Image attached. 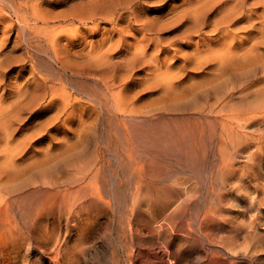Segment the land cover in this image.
<instances>
[{
	"label": "rangeland",
	"instance_id": "rangeland-1",
	"mask_svg": "<svg viewBox=\"0 0 264 264\" xmlns=\"http://www.w3.org/2000/svg\"><path fill=\"white\" fill-rule=\"evenodd\" d=\"M163 1L136 0L133 7H139L136 16L139 23L160 28L159 38L167 47V53L158 57L162 64L159 71L170 68L174 74L183 63V56L191 51L201 35L192 37V46L183 41L184 38H178L183 21L174 19L177 13H172V8L180 7L183 0ZM48 2L51 6L43 7L51 15L58 13L56 9H68L69 6L68 3L60 5L58 0ZM99 22L100 30L94 39L111 37L116 40L117 35L110 34V25ZM124 25L125 20L118 23L117 28L122 29ZM210 31L209 27L204 29V43L216 39L217 35ZM130 35L132 31L124 33L122 42L127 40L135 47L138 39ZM237 36L243 37V33ZM114 55L115 61L119 54ZM166 55L169 58L165 61ZM191 66L192 63L187 64L186 70L175 75L179 76L174 79L181 91L168 95H162L157 87H150L149 79H144L148 73L146 65L132 69L123 93L133 97L130 106L134 102V115L138 118L128 120L129 134L119 131L114 122L110 127L106 115L97 117L100 120L97 121L90 110L82 112L81 106L89 105L87 100H81L83 103L74 111L77 115L90 117L82 126L76 116L69 121L63 116L48 130L45 121L52 113L39 116L43 111L39 110L27 116L29 119L20 126L13 139H20L22 133L30 136L25 156L17 163L31 164L15 175L14 180L11 178V183L21 185L22 191L15 199L19 201L16 205L18 220L26 227H22L21 234L0 230V264H264V60L228 67L234 77L230 79L234 83L228 89L252 80V88L258 92L255 96L263 93L259 98H253L254 93L243 98L234 90L227 97V104L233 107H239L241 103L247 107L258 104V107L251 119H234L233 130L223 132L219 123L216 126L214 117V108L220 105H217L219 99L215 98V92L210 90L212 67L190 70ZM15 71L7 72L8 82L15 79ZM190 83L193 88H184ZM122 86L116 77L114 92H119ZM227 109L229 113L230 108ZM90 121L93 127H90ZM38 122L42 123V128L34 131ZM150 148L152 151L157 148L156 152ZM94 164L97 176L89 181L90 194L89 189L81 188L85 186L82 175ZM51 177L61 179L57 187L42 184L41 181H50ZM30 179L39 182L25 185L24 182ZM74 200L79 201L73 203ZM59 203L61 209L64 208L60 215L56 210ZM43 206L55 207L56 211L45 210L46 217H43L45 213L41 215L43 227L31 230L28 224L36 219ZM90 208H94V213ZM44 224L49 227L45 228Z\"/></svg>",
	"mask_w": 264,
	"mask_h": 264
},
{
	"label": "bare ground",
	"instance_id": "bare-ground-1",
	"mask_svg": "<svg viewBox=\"0 0 264 264\" xmlns=\"http://www.w3.org/2000/svg\"><path fill=\"white\" fill-rule=\"evenodd\" d=\"M48 1L49 0H0V230L2 232L7 230L12 233L21 234L23 230L22 227H26L25 223L22 224L18 220L19 211L16 205L19 201L15 199L16 196L21 193L20 191H22L21 185H17L16 182L11 183V178L14 180L13 177L15 175L25 171L31 164V162L27 164H25L26 162L17 163L18 160L21 159V156H25L26 146L30 136L22 133L20 139H13L14 135L20 130V126L29 119V117H27L28 115L35 114L36 112L38 113L39 110H43L39 112V116L52 113L47 116L48 118L45 121V126H48V130L63 116H65L66 121L72 120L73 117L76 116L75 118H79L80 126H82L87 123L86 121H88L90 117L80 115L79 113V115H77L74 111L78 110V106L83 103L81 100H87L89 105L86 102L88 105L86 107L88 109L81 106L82 112L90 110V114L93 112L95 116L94 120L98 119L101 115H106L110 127L112 126V122H114L119 131L127 133L129 130L128 120L138 118V116L134 115V102L132 103V107L130 106L132 96L128 97L123 93L126 92V87L128 85L127 80L131 76L132 69L138 65H146L148 67H146L148 73L146 72L147 74L144 79L150 80V87L153 89L157 87L162 95H168L181 91V88L178 87L175 81L176 79L174 78L179 77H175V75L178 72L186 70L188 68L187 64L190 63H192V66L189 67L190 70H196L204 66L212 67L209 71L211 80L209 85L210 90L215 92V98L219 99L217 105L220 106L213 108L216 109V115L214 116L217 122L216 126L219 123L222 132L233 130L231 126L234 119H251L253 111L256 112L255 109L258 107V104L251 105L250 107L245 106L243 103H241L239 107H233V105H230L229 101V104H227V97H230L234 90L241 93L243 98H247L249 95L251 97L253 93V98H256L257 95L255 96V94H258V92H255L256 88H252L253 81L251 80L247 83V79L244 81L247 85L243 83L246 86L237 84L235 87L232 86L228 89L230 84L234 83L230 80L234 77L231 76L232 74H230L228 67L235 64H256V62L261 59L264 60V0H183L180 7L177 6L178 8H172V13H177L174 19H182L183 21V28L179 31V35L176 34L178 38H184L183 41L187 42V44L189 42L190 45L194 35H201V39L193 44L194 47H192V49L190 48L191 51L183 56V63L179 66L177 64L178 71L174 74H172L173 72L170 68V70L166 68L161 70V72L159 71L162 68V64L158 62V57L160 54L167 53V47L161 44L162 41L159 38L160 28L154 27L152 24L145 25L139 23V19L136 18V16L139 15V7L138 5L133 7L136 0H58L60 5H66L68 3V9L65 6L66 11L65 8H62L63 11H61L62 9L59 10L60 8L56 9L58 13H55V15L49 13L51 16L48 14L49 10L44 8L49 5L51 6V4H47ZM50 3H52V1ZM259 8H262V10L258 11ZM169 9H171L170 6ZM96 20L98 22H96ZM124 20L125 25L122 26V29L117 28L118 23ZM99 21H105V24L110 25L109 29L111 32L108 31L110 34L117 35L116 40L109 37L112 36L110 34L107 39L106 37H102L99 40L98 37L96 38L97 40L94 39V36L100 30ZM240 21H243L244 24ZM207 27H209L211 29L210 32L216 34L217 37L214 40H209V42L204 43L205 35L203 33H205L204 29ZM130 31H132V35L130 36L136 40L138 39L135 47L133 44L128 43L129 41L126 39V43L125 41L124 43L122 42L123 34ZM239 33H243V37L240 36L238 38L237 35ZM246 42L250 44L245 45ZM132 45L133 48H131ZM151 49L152 52L149 53ZM19 50H21V52L17 55L16 52ZM115 53L119 54V56L114 61L113 56H115ZM168 58L169 57L166 55L163 60L166 61ZM12 69H16L15 75L13 76L15 79L11 81L8 78V80H10V82H8L6 77L7 72ZM248 72L250 73V71ZM109 73H112V75H109ZM239 74L241 73H238V75ZM116 77H118L119 82L123 84L119 92H114L116 89ZM10 78L12 77L10 76ZM187 87L193 88L194 86L190 83L184 86V88ZM262 90H264V88ZM260 93L258 96H260ZM208 94L212 96L210 92H208ZM208 94L205 96L209 99ZM205 96L203 95V98H205ZM258 96L257 98H259ZM199 98H201L200 95ZM206 103L207 99L205 104ZM227 107L230 108L229 113L226 112L228 111ZM137 109L138 108H136V110ZM224 110L225 112H223ZM139 112L141 113V111ZM145 113L148 112L146 111ZM65 120L63 119V121ZM94 120V123L90 121V127H93V124H95ZM97 121L100 120L98 119ZM116 127L114 126V128ZM41 128L42 123L38 122L33 130L37 131ZM93 129L94 128H92V130ZM165 129L166 127H164V131ZM144 131L145 130H143L142 133L143 137ZM165 132H167V130ZM125 137L127 138L128 136ZM155 137L156 136H152L151 138L155 139ZM183 139L185 140L184 136ZM132 141V143H134L133 139ZM156 149L153 151L156 152ZM147 150L148 149L145 151ZM156 155H158V153H156ZM34 162L36 161H33V163ZM95 168L94 164L87 174L85 173V175H82V179L84 180L82 183L85 182V186H81V188L85 187V190L89 189L90 191L88 190V192H90V194L92 193L89 181L94 178V176H97L95 175ZM62 179H64V177ZM33 180H26L24 184L30 186V184L39 182H34ZM49 180L50 181L41 182L46 186L57 187L61 179H54L51 177ZM72 186L74 185L72 184ZM88 192L87 195H89ZM77 196H74V198ZM111 198L113 199V196ZM77 201L74 200L73 203ZM68 202L66 203L68 204ZM87 202L86 204H89V201ZM59 205L61 204H57L56 207L58 215L63 212L62 209L64 210V208L61 209ZM47 209L52 211L53 209L55 210V207L46 208L43 206L41 212H39L40 214H37L38 216L36 215V219L30 221L28 224L31 230L37 227L39 229L43 227L41 223L43 222L42 213H45ZM92 209L94 210V208ZM93 210L91 211L93 212ZM97 211H99L98 208ZM52 212L51 214H53ZM71 212L73 214V211ZM99 214L98 212V215ZM45 215L46 213L43 217H46ZM54 216H57V213ZM39 218L41 219L39 220ZM91 221L94 222V220ZM90 224H87L89 228H91L89 226ZM44 227L46 228L49 226L44 224Z\"/></svg>",
	"mask_w": 264,
	"mask_h": 264
}]
</instances>
